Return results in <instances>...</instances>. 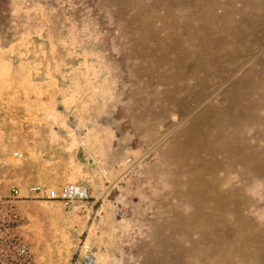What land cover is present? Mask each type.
<instances>
[{
	"label": "rangeland",
	"instance_id": "rangeland-1",
	"mask_svg": "<svg viewBox=\"0 0 264 264\" xmlns=\"http://www.w3.org/2000/svg\"><path fill=\"white\" fill-rule=\"evenodd\" d=\"M11 200L35 264H264V0H0Z\"/></svg>",
	"mask_w": 264,
	"mask_h": 264
},
{
	"label": "built area",
	"instance_id": "built-area-1",
	"mask_svg": "<svg viewBox=\"0 0 264 264\" xmlns=\"http://www.w3.org/2000/svg\"><path fill=\"white\" fill-rule=\"evenodd\" d=\"M29 192L35 198L61 200L67 206L87 203L91 199L90 191L83 183H67L60 188L49 189L32 186ZM18 193V189H13L14 199ZM13 202L14 200L0 203V264H35L30 243L21 229L22 219ZM96 259L94 252L83 249L76 252L70 264H95Z\"/></svg>",
	"mask_w": 264,
	"mask_h": 264
}]
</instances>
